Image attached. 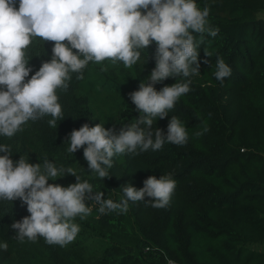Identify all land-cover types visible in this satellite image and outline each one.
Listing matches in <instances>:
<instances>
[{"label": "trees", "instance_id": "16d2710c", "mask_svg": "<svg viewBox=\"0 0 264 264\" xmlns=\"http://www.w3.org/2000/svg\"><path fill=\"white\" fill-rule=\"evenodd\" d=\"M197 3L209 8L211 24L219 27L215 37L204 34L200 57H205L206 49L211 53L209 63L201 59V73L192 78L191 90L156 125L166 131L170 116H179L188 126L187 144L165 143L160 150L135 156L118 154L109 169L112 176L105 178L87 168L83 146L75 153L67 151V134L85 122L119 129L140 115L127 93L154 67V44L131 68L110 61L90 62L83 79L73 73L70 87L57 89L64 115L55 127L46 115L27 122L13 137H0V142L12 145L14 158L29 154L32 162H38L47 155L75 168L94 190L114 200L120 199L124 183L142 187L147 176L172 171L177 188L170 205L154 208L130 201L122 214H99L93 206L86 218H75L81 226L77 237L60 246L46 243L43 237L17 240L10 225L29 215L27 206L19 199L0 201V240L8 243L7 250L0 249V264H11L12 258L33 264L39 254L52 264H264V251L253 247L264 241V17L259 16L264 0ZM53 43L33 38L28 46L33 71L50 59ZM218 57L232 68L223 84L213 75ZM174 82L169 77L156 87ZM90 94L109 97L111 112L100 117L91 106ZM205 125L208 131L194 134ZM75 180L67 174L55 183L67 186Z\"/></svg>", "mask_w": 264, "mask_h": 264}, {"label": "clouds", "instance_id": "9594fccd", "mask_svg": "<svg viewBox=\"0 0 264 264\" xmlns=\"http://www.w3.org/2000/svg\"><path fill=\"white\" fill-rule=\"evenodd\" d=\"M209 12L197 0H0V137H13L27 122L46 115L55 127L64 115L57 89L67 90L73 73L83 79L90 62L110 61L131 68L154 44V67L127 93L140 115L119 129L85 122L67 134V151L75 153L83 146L87 168L105 178L112 176L109 169L118 154L135 156L160 150L165 143L187 144L188 126L179 116H170L166 131L156 125L191 90L192 78L201 73V59L209 63L211 53L206 49L205 57H200L204 34L215 37L219 32ZM34 37L54 41L50 59L35 71L28 54ZM143 59L145 64L149 55ZM102 67L107 69L106 64ZM231 74V66L218 57L215 78L223 84ZM169 77L175 82L157 89L156 84ZM206 131L205 125L194 134ZM67 174L74 175L75 182L55 183ZM120 187L122 195L114 200L94 190L75 168L47 155L38 162H32L29 154L14 158L12 145L0 142V201L19 199L29 213L10 225L21 242L43 237L48 244L66 246L80 232L75 218H86L93 206L99 214L126 213L130 201L166 208L177 180L169 171L147 176L142 187L131 181ZM0 249H8L7 241H0Z\"/></svg>", "mask_w": 264, "mask_h": 264}, {"label": "rangeland", "instance_id": "374dc122", "mask_svg": "<svg viewBox=\"0 0 264 264\" xmlns=\"http://www.w3.org/2000/svg\"><path fill=\"white\" fill-rule=\"evenodd\" d=\"M260 17H264V11L259 14ZM90 103L95 112L101 117L104 114L110 113L112 110V100L104 94H90ZM1 241V240H0ZM255 247L259 248L260 245L256 244ZM15 256V255H13ZM13 262L11 264H21L18 258H12ZM33 264H52L47 257L39 254L34 258ZM175 264V263H171Z\"/></svg>", "mask_w": 264, "mask_h": 264}, {"label": "crops", "instance_id": "0c3cea01", "mask_svg": "<svg viewBox=\"0 0 264 264\" xmlns=\"http://www.w3.org/2000/svg\"><path fill=\"white\" fill-rule=\"evenodd\" d=\"M256 244H259L260 247L259 248L255 247L254 245H256ZM256 244H253V247H255V248H257V249H259L261 251H264V241L263 242H260V243H256Z\"/></svg>", "mask_w": 264, "mask_h": 264}]
</instances>
